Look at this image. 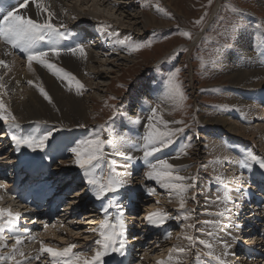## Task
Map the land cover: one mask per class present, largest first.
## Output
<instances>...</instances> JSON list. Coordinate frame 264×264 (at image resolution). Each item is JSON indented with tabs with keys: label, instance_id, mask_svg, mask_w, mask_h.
<instances>
[{
	"label": "rangeland",
	"instance_id": "374dc122",
	"mask_svg": "<svg viewBox=\"0 0 264 264\" xmlns=\"http://www.w3.org/2000/svg\"><path fill=\"white\" fill-rule=\"evenodd\" d=\"M121 1L128 2V0H117V2ZM63 2L64 5L68 6L66 7V16L68 20L66 24H70L71 27L73 24L80 25L75 29H80L78 31L81 34H83L84 29H87L84 26H81L82 24L86 23L89 26L91 24L93 27H95V23L92 22V20L94 21L92 7L89 8L91 4L88 0H63ZM135 2L139 4L137 8L134 9L136 12L131 11L132 7L130 8L128 6L127 9V4L122 5L125 6V12H123V10L117 11L118 6L116 7V9L109 4L105 5L99 0H94V3L97 4L96 8L104 16H108V18H110V22L119 27L121 30L117 27H113L112 25L105 27V30L104 27L101 28V30H104L105 32L107 31V29L113 28L112 30L119 35L117 36V39L115 41L111 37L106 39L110 42L108 41L109 43L107 42L106 47H104L105 51L103 53V56L105 54L106 56H102V60L98 59L95 64H90L89 66L87 65L88 67L86 66L87 70L90 69L91 71H93L92 69H94V71L96 72H98L97 70H99L100 75H97L98 73H94L93 75H91L89 72H86L80 76V81L82 80L81 82L85 85L83 95L81 96L85 99L84 104L86 109L88 110V121L81 124L86 125V127H71L69 125L55 123L56 128L59 130H57L49 139L43 151L39 149L33 151L27 147H21L19 150H17L14 142L8 138L9 136H11V131H21L24 134L33 132L41 134L44 131L48 130L47 127H49L51 123L47 122L45 124V121L38 120L36 122L34 121V123L30 122L31 124H28L27 126L24 125V128H21V126L19 125V129H9L7 125L0 121V150H3L1 152L8 151V153L6 154H11L12 152H14V157L9 158V162L7 161L9 164L0 163V166H6L7 169L13 166L12 172L17 171V169L21 167L26 168V170L29 169V167H36L34 168L36 173L41 172L42 170L39 171L40 169L45 170L50 168V171L47 172V177L49 178L48 181L51 185L55 184L54 180L57 178V176H59V174L65 176V178H67L69 182L75 179V174H78V180L84 178L82 170L74 164V156L69 150L72 146H74L75 142L80 139L81 134L83 133V135L87 136L91 132L98 130V126L101 124H107L109 129L116 130L114 132L117 134H119L118 132L121 131V135H119L123 137L128 134V132H133L129 130L128 123V125L123 124V121H125L123 117L125 115H128L130 117H127H132L131 119L132 121H134L136 120L134 118H140L143 116L144 118L142 117V122L146 123L147 117L150 114V108L152 106H155L157 103H160L161 100L164 99V97L151 92L152 90L150 91L148 88H146V86H149L156 82L158 83L161 91L164 93L168 77L173 72H175L176 69H180L179 80L182 83L183 90L186 96L188 97L185 105L176 109H172L171 105L168 103L162 104L161 106L165 109V119L183 120L185 124L188 125V127L185 128L184 133L180 134L176 138V141L173 145L164 150H168L171 154H173L179 149L181 150L184 145H190L186 149V151L188 153V157L190 156L189 158L191 159L190 164L192 168L196 170V174L194 175L197 176L195 188L193 189L192 193L189 194L190 196L195 195L196 199H189L187 204V209L191 212V219L187 221L183 220L184 213L181 212L178 207H176L178 205L175 202L176 199L173 198L172 202L170 203L167 192L162 188L161 190L154 181L146 180V178L138 180V175L141 173L143 174L144 171H147V166L142 161V156L136 155L139 150H131V154L134 153L135 159L138 158L139 160L133 159L131 161H127L123 157H116V159L120 161L117 166L120 167V170L117 169V171H125V169L120 166L121 161L123 162L122 165L128 164V168L126 169V171L128 174L127 179L129 183L125 188L121 189L122 193L120 194V196L117 195V199L123 205V210L125 209L124 216L127 221L128 231L130 229L132 230L129 236L128 233L126 234V238L128 240V248H130V250H128V253H132L133 255L138 256L131 264H156L157 260L167 257L169 249L174 245H188V242L183 240V238L181 237L183 236V234H185V230H183V228H185V225L188 223H192L195 225V229L186 230L189 234L198 236L200 239H208L206 235L202 234L203 232L196 231V229H202L203 226H205L203 224L201 225V223H198V221L207 220L208 218L213 219L214 216H211L208 213H215V209L216 211H219L224 208V205L218 202L216 203V206H214V210H212L213 206L211 207V202L213 198L216 197V195L214 192H212V190H214V183L209 178L207 172H210L213 169L211 172H213L214 174L216 173V169L215 166H212L214 167L212 168L210 167L211 165H209L211 164L208 162L209 160L207 158L209 149L205 140L207 139V137H215L216 129H219L218 126L212 122L213 119L217 116L219 117L222 114H225V112H229L234 115L238 114L236 115L238 117L236 121L242 125V134L246 136L249 135L247 137L245 136L246 139H248L246 142L247 144L244 145L252 146L251 142L253 140L256 142L258 147L260 146V148H262L264 145V141L261 139V136L253 132V128H255L256 126L258 127V125L260 124L262 125V122H256L255 120H252L251 123L254 124H252L250 128L242 124L243 119L245 117L247 118L248 113L249 115L250 113H252L253 115L250 116L254 117V119L255 117L257 118V114H255L257 113V110H238L239 106L242 105L238 104L239 102L237 101V96H231L227 94L230 89L229 84L231 83V76L228 73L229 71L226 68L224 69L222 63V58H224V55L222 54H224L225 51L235 50L238 48L237 38L239 37V33L242 30H244L248 34V37L250 38L252 44L250 46L251 48L260 44L261 34H264V5L261 4L258 0H212V4L210 6L208 5V0H159L161 6L172 14L171 17H169L164 15L163 13L157 12L154 6H148L146 4V0H135ZM148 3L154 5L155 0H148ZM73 6L75 9L74 11L72 8ZM232 9H235V11H233ZM68 10H71L72 12H69ZM205 11L208 13L205 23L202 27L195 26L193 21L203 15ZM77 14H79V16ZM143 14L148 15L150 20L152 22L155 21L157 24H152L151 26L146 27L144 19L141 18ZM115 23H117L118 25ZM232 23H236L238 25L237 30L231 32L228 36L222 35L221 33L224 32V29L228 28ZM156 25L158 27H156ZM130 28L134 29L131 30ZM179 31H190L192 33V38L187 39L179 35ZM90 32V30L89 32H87L89 37ZM200 33L201 37L198 35ZM106 40H104L103 42H105ZM117 40H131L132 42L137 43H147L151 41V46L145 47L138 52L129 54L128 49L125 46L116 43ZM0 46H2V44H0ZM87 49L91 48H86V50ZM182 49H186V51H182ZM19 51L20 50L15 51L13 57L10 58V62L15 63L16 65H20V70L23 71V74L19 73L20 76L23 77L25 76V73H28L33 76V78H37L38 74L36 70L29 71L26 66V54ZM93 51H97L99 55L100 50ZM108 53H110L109 56ZM167 54H171L172 56L169 57L170 59L167 60L166 64H164L163 66L160 65L163 61V58L166 57ZM65 55L72 56L70 54H64V56ZM34 66L35 69L42 70L37 65L34 64ZM39 79L43 82L46 89L45 82L40 77ZM19 89L23 92L21 93ZM19 89L13 94L20 97L22 96V98L26 100L28 97L29 87L22 86V88L20 87ZM222 89L224 91H227V93L224 95L221 94L220 92ZM17 93H19L20 95ZM23 93L25 96L23 95ZM141 93L145 99L143 100V113L140 111L141 108L138 107L139 102H136L133 99V97L138 96V94H140L141 97ZM255 95L259 96L260 94L255 93ZM10 96L11 95L6 97V100L9 103L10 99L8 98ZM113 97H115V99H112ZM131 99L133 101V104L130 108V111L126 108V105L130 102ZM257 103L259 102L256 101V104ZM200 110H202V112ZM127 112H130L131 114H128ZM203 119H207V123L202 122ZM18 121L19 120H17V122ZM174 126L184 127V125ZM137 127H139V125ZM77 132L78 134H80V136L78 135V139L77 136L74 135V133L76 134ZM131 134L134 135V133ZM105 135L107 136L108 133H105ZM133 139L135 140L136 138H132L131 140L134 141ZM128 144L129 143L125 144L126 149L131 148V145ZM260 148H258L259 151H261ZM47 154H52V157L55 155L54 157L56 158V160L49 164L47 162V158L45 157V155ZM181 156L182 155H180V157ZM186 157L187 155L184 156L183 160H185ZM243 157L245 158V154H240V159H244ZM168 158H171V156L169 155ZM228 160H225L223 163L226 164L227 162H231V160ZM215 161H217V159H215ZM171 162H174V158L171 159ZM219 163L220 161L218 163L213 162L212 164L219 165ZM205 165L206 167L208 165V168H210L211 170H206L207 168H205ZM3 167H0V169H2ZM226 168L223 169L224 172L228 173L232 177H237L233 175L234 171L227 170ZM258 168L260 169L261 173L264 174V169H261L259 165ZM191 170V168H187L183 173ZM244 170L246 171V168ZM22 173L24 174L26 173V171L24 170ZM255 175L249 176V184L251 185L250 187L254 189H251L250 193H247V191L244 190V186H242L243 188L240 190V194L243 199L240 197L239 201H236V203L234 204L235 208H238L237 211L242 213L240 219L242 221L241 224L244 226L243 236L241 235V240L238 239V242H236L237 246L245 245L246 241L250 242V240H252L253 244L254 242L256 243L255 238L261 239L264 237V225H261L264 224V203H261L260 206L256 204L258 207L253 204V206L255 207V213H251V210L249 208L252 206L250 200H264V194H259L256 191L257 184H264V178L260 179ZM2 181L6 184L8 183L6 182V180H4V178ZM13 185H16V183L10 184V186ZM66 185L67 183L64 184V190L57 191L55 188H53L55 190L48 191L45 194L46 197L51 195L53 198H59L61 200V211L63 215L60 214L59 217H54L50 222H48L44 218V215L40 214L39 216H35V214L37 213L36 203L31 202V200L29 199V197L32 198L33 196H35V194L32 193V190L29 191L31 193H29L30 195L24 201L19 198H13L16 197L15 189L9 190L8 193L2 192V195H5L2 206L9 207L15 212H20L21 215L22 213H26L27 216L23 215V217L27 218L20 219L21 227H23L24 229L27 228L34 235H39L41 239H43L45 242L50 243L53 247H67L70 243H76L77 248L74 251L81 252L94 249L96 247V245L94 244L96 236L89 230L97 227L99 221L103 218V213L100 214L99 211H102V203H107V200L101 202L92 197L88 193V186L85 183V178L84 181L78 184H71L70 187L73 188H69V186ZM146 186L156 188V194L149 195L146 191ZM57 194L58 196H56ZM80 195L83 196L79 197ZM7 196L13 201H9L8 204L5 205V201L9 200ZM75 196L79 198L77 199L75 198ZM133 196H135L134 199ZM205 196L209 197L208 201L205 200ZM121 197L122 199H120ZM157 201H159V203H157ZM246 202H248L249 205L246 204ZM127 203L130 205V207ZM67 204L68 208L70 209V212L68 213H72V215H66L67 213H65ZM84 205L85 209H83ZM171 205H173L174 207H170ZM231 205L233 206L232 202ZM246 207H248V209L245 211ZM239 208H241L242 210ZM131 209L132 211L128 214L127 211ZM158 209L169 213L172 217L170 219L171 222H173L174 220L176 223L175 225H172V227H170L171 229L168 227L160 226V235L153 237L151 228H154L155 226L148 225L145 222L144 217L146 214ZM193 209L194 212L191 211ZM110 211L115 214L114 208L110 209ZM28 212H30L31 214L28 215ZM239 212H237L236 214L239 215ZM205 215L209 217L206 218ZM177 216H180L181 218L176 219L175 217ZM260 216H263L262 223L259 219ZM29 217L30 219H33V223L36 224L31 225L32 221L29 222ZM237 217L239 218V216ZM238 218H236V220ZM216 219L221 222L218 217H216ZM45 223H48L50 225L47 230L44 229ZM252 223L256 224V230L253 229L254 226ZM53 224L56 226L52 227L51 225ZM60 225H63V227H61ZM24 229H22V231ZM181 231L183 233H181ZM248 231H251L250 233H253L255 231L253 233V235H255L254 238L253 236L249 238L250 235L248 236ZM168 232L172 233L171 238L164 239L165 234ZM178 237L180 238L178 239ZM173 238L175 242L174 240H172ZM139 239H141L140 241L144 245L143 247L138 246L140 241L137 240ZM6 240H8L9 244L13 242L12 239L8 236ZM165 241L166 243L163 244V242ZM171 241L174 243L169 245ZM243 242L245 244H243ZM246 245H251V243ZM23 247L25 253L35 255L36 250L39 248V244L26 242ZM155 247H157V249ZM197 248H199V245H197ZM249 249L255 250L254 247H249ZM195 250L196 249H194L193 252L188 255V259L186 258V260H188V263L194 262V260L196 262L197 258L196 256H193L195 254ZM0 251L2 254V251H7V249H3ZM245 251H243L242 249L240 250V252L236 253L237 259L241 258L244 255L246 256V254H253V251L252 253L250 250L245 249ZM260 252L264 253V246L263 250H260ZM131 255L125 253V255L123 256L127 258ZM120 258L121 256L118 253H112L110 256L105 257V264H118ZM261 260L264 261V254ZM153 261L155 262L153 263ZM250 261L251 260H249L248 262ZM195 262L194 264H196ZM33 264H44V258L42 257L40 261H33Z\"/></svg>",
	"mask_w": 264,
	"mask_h": 264
},
{
	"label": "snow or ice",
	"instance_id": "6c2138e0",
	"mask_svg": "<svg viewBox=\"0 0 264 264\" xmlns=\"http://www.w3.org/2000/svg\"><path fill=\"white\" fill-rule=\"evenodd\" d=\"M30 4L36 9L35 17L21 11L22 9H28ZM146 4L154 6L157 12L166 16L171 17L172 15L161 6L159 0H155L154 5L149 4L146 0ZM211 4L212 0H208V5ZM232 10L235 11V9ZM207 15L208 13L205 11L203 15L193 21L194 25L202 27ZM56 19L57 14L51 9L50 4L45 3V0H17L16 5L10 6L8 10L0 15V44L6 46L3 55H12V52L8 49L20 50L26 54V66L29 71H35L34 64L39 65L47 69L57 79L66 82L68 91H72L74 85L76 95L80 96L83 95L85 85L72 72L54 63L52 58L59 59L62 53L67 52L72 56H79L81 59L86 60L87 50L83 44L62 48L60 41L67 40L70 33L63 22H54ZM237 28L238 25L232 23L221 34L228 36ZM178 34L187 39L192 38L190 31H179ZM113 35L118 36L119 34L113 33ZM116 43L125 46L129 54L151 46V41L137 43L131 40H117ZM41 44H46L47 47L41 48ZM259 48L261 59H264V34H261ZM182 51H186V49H182ZM12 67L7 60L0 58V69L4 70L3 74H0V121L7 125L9 129H19L17 117L13 113L10 103L6 100L11 89L5 81V76L12 71ZM179 73L180 69H176L168 77L163 93L164 99L150 108L145 131L134 141L131 138L120 136L114 130H110L107 124H101L98 126V130L79 139L69 149L74 156V164L83 172L85 183L88 186V193L97 201L107 200V203H102L103 218L99 221L97 227L89 230L96 236L94 240L96 247L81 252L74 251L77 248L76 243H70L67 247H53L50 243L41 239L39 235L32 234L27 228L20 231L21 213L2 206L4 196L0 195V250L7 249V251H2V254H0V264H33V261H40L42 257L44 258V264H105V257L110 256L112 253L125 255L128 227L123 205L117 199V194L129 183L126 171L128 164L122 165L125 169L124 172L117 171L118 161L116 157H123L125 160L131 161L135 159L131 155L132 149L142 152V159L147 166V171L144 174L146 180L154 181L160 188L164 189L169 196L170 203L173 198L176 199L178 209L184 213L183 220L191 219V212L187 209V204L189 199H196L195 195L190 196L189 194L195 188L197 176L183 175L182 173L186 171V168L170 162L173 158L179 159V155L171 158H161L157 155V153L173 145L176 138L184 133L185 128L188 127L183 120L165 119V109L161 106L168 103L172 109H176L185 105L188 97L179 80ZM16 83L19 84V81ZM27 84L34 86L40 96L55 108L52 96L45 89L39 77L36 81L27 80ZM112 99H115V97ZM56 110L59 111V109ZM136 120L138 121L139 117ZM174 125H184V127ZM77 126L86 127L83 124ZM105 133H108V135L106 136ZM52 136L53 130H46L41 134L35 132L24 134L21 131H11L10 138L16 145L17 150L21 147H27L33 151L37 149L43 151ZM126 143H131V148L126 149ZM189 146L184 145L180 150L183 155H188L186 149ZM218 162V160L214 161V163ZM253 163L264 169V159L258 158L252 151H248L244 159L238 160L241 168H251ZM214 179L223 182L225 178L223 175L217 174ZM235 190L239 192L241 189L237 187ZM0 191L9 192V186L3 181H0ZM146 191L149 195L156 194V188L151 186H146ZM205 200L208 201L209 197L205 196ZM217 202L223 204L224 208L215 213L209 212V215L223 217L231 211L227 207L228 203L231 202L227 185L224 186L221 194L216 195L213 203ZM113 208L115 214L110 211ZM191 211L194 212V209ZM171 218L169 213L158 209L146 214L144 220L148 225L160 227ZM175 218L180 219L181 217L177 216ZM198 223L211 226L213 229L221 227V223L217 219H207L198 221ZM49 226L48 223H45L44 229L47 230ZM51 226L55 227L56 225ZM60 226L63 227V225ZM235 227L239 228L240 226L235 225ZM185 229H195V225L188 223L185 225ZM196 231L203 232L209 238L216 237V232L212 230L196 229ZM6 233L11 236L13 241L11 244L6 241ZM171 236L172 233L168 232L165 234V239H170ZM182 238L188 242V245H174L169 249L167 257L157 260L156 264H184V260L194 249H196V258L202 260L203 264H227V260L224 258L229 255L227 249L230 245L227 241L219 240L217 237V242L223 244L225 249L222 254L218 255L209 239H200L187 231ZM26 242L39 244L35 255L25 253L23 246ZM197 245L202 246V248H197Z\"/></svg>",
	"mask_w": 264,
	"mask_h": 264
},
{
	"label": "bare ground",
	"instance_id": "6f19581e",
	"mask_svg": "<svg viewBox=\"0 0 264 264\" xmlns=\"http://www.w3.org/2000/svg\"><path fill=\"white\" fill-rule=\"evenodd\" d=\"M88 1L91 4V6L89 8L92 7V14H93V19H94V21L92 20V22L95 23V27H94V29L90 30L91 31L90 34H93L92 36H90L91 39L88 36V34L86 35L87 38L89 37L88 39L90 41H85L86 44H83V45H85L86 48H91V49H87V59L86 60L81 59L79 56H67V55L64 56V54H70V53H67V52L62 53V55L60 56L59 59L52 58L54 63H56L58 66L65 67L68 71L72 72L79 80H80V76L82 74L86 73V72H89L91 75H93L94 73L95 74L98 73L97 75H100L99 70H97L98 72L94 71V69H92L93 71H91L89 68H88L89 70H87L86 66L87 65L89 66L90 64H95L98 59L102 60V56H103V53H104L105 50H104V47L99 46L97 44V43H99V41H104V40H106V39H108L110 37L113 38L114 41L117 39V35H113V33H115L112 30L113 28L112 29L111 28L107 29V31H108V32L106 31L107 33L104 31L106 29L105 27H107L109 25H112L113 27H117V26H115L114 24H112V22H110V20H109L110 18H108V16H104L96 8L97 4L94 3V0H88ZM99 1L102 2L105 5L109 4V5L113 6L114 8H116L118 6V10L117 11H119V10L122 11L123 10V12H125L124 11L125 10L124 9L125 6H122V5H126L127 4L126 8L128 6L130 8L132 7L131 11H135L134 9H136L137 6L139 5L137 2H135V0H128V2H126V1L117 2V0H115L116 2L114 0H99ZM258 1L261 4L264 5V0H258ZM16 3H17V0H0V15H2V13L4 11L8 10L10 6L16 5ZM45 3L50 4L51 5V9L57 14V19L54 20V22H56V23L63 22L67 26V29H68V31L70 33L69 38L67 40H61L60 41V46L62 48L74 47L73 44H71V40H72V37H73L72 27H71L70 24L69 25L66 24V22L68 21L67 20V16H66V10H67L66 7H68V6L63 4L64 3L63 0H45ZM120 5H121V7H120ZM72 8H73V11H74L75 10L74 6ZM21 11L25 12L27 15H31L33 17H35V14H36V9L31 4L29 5L28 9H26V10L22 9ZM68 11L70 12L71 10H68ZM83 13H85V12H83ZM85 14H87V13H85ZM77 15L79 16V14H77ZM141 18L144 19L146 27L151 26L152 24H157L155 21L152 22L148 15L143 14ZM115 24H117V23H115ZM81 26H84L87 29L90 28V26L87 25L86 23L82 24ZM73 27H74V25H73ZM102 27H104V30H101ZM156 27H158V26L156 25ZM117 28L120 29L119 27H117ZM130 29L132 30L134 28H130ZM78 30H80V29L75 30V33H77V35L79 36L80 40H84L83 37H82L83 34H81ZM198 35L201 37V33L198 34ZM92 38H94V39H92ZM91 42H92V44H91ZM251 45L252 44H251L250 38L248 37V34L244 30H242L239 33V37L237 38V46H238V48L235 49V50L225 51L224 54H222V55H224V58H222L223 59L222 63H223L224 69L226 68L229 71L228 73L231 76V83L229 84L230 85V89H229L228 93H227V91H224L223 89L221 90L220 93L223 94V95L227 93L228 95H231V96H237V98H238L237 101L239 102L238 104L242 105V106H239V108H238V110H240V111H243V110H245V111L246 110H248V111H253V110L256 111L257 110V113L254 112L255 114H257V118L255 117V119H254V117L250 116V115H253V114L250 113V115H249V113H248L247 118L245 117L243 119L242 124H244L245 126L250 128V126L252 124H254V123H251L252 120H255L256 122H258V121L262 122V125L260 124V125H258V127L256 126L257 128L256 127L253 128V132L258 134L259 136H261V139L264 141V59H261V55H260V51L261 50H260V48H258L260 44L257 45V46H253L252 48L250 47ZM40 47L44 48V47H47V45L46 44H41ZM5 50H6V46L2 44V46H0V58L7 60L13 66L12 67V71L7 76H5V81L8 83L9 89H11V91L9 93V95H11V96L8 99H10L9 100L10 101V105H11V108L13 109L12 111L15 114V116L17 117V120H19L18 123L21 126V128H24V125L27 126L28 124L34 123V121L36 122L38 120H43V121L51 123V125H49V127H47V128H48V130H53V134H54L57 131L55 123L63 124V125H69L71 127H76L77 125H80L81 123H86L88 121V114H87L88 110L86 109L85 104H84V100L85 99L82 98L81 95L80 96L76 95L75 86L74 85H73V90L72 91H68L67 87H66V82L58 80L47 69H45V68H43V67H41L39 65H37V66L39 68H41L42 70L35 69V66H34V69L36 70V72L38 74V77H40L45 82L46 89L48 90L49 94L53 98V101H54V104H55V108H54L53 105L49 104L47 101H45L43 99L42 96H40L38 90L34 86H30V85L27 84V80L32 79V80L36 81L37 78H33V76H31L28 73H25V76H23V77L20 76V74H23V71L20 70V65L19 64L16 65L15 63H13V62L11 63L10 62V58L13 57V54L18 49H15V50L8 49V50H10L12 52V55H10V56H4L3 55ZM93 50H100L99 51V55H98L97 51L95 52ZM107 52H109V51H107ZM109 54L110 53H108V56H109ZM105 56H106V54L103 57H105ZM170 56H172V55L171 54L170 55L167 54L166 57L163 58V61H162V63L160 65L163 66L164 64H166L167 60L170 59L169 58ZM18 70H19V72H18ZM3 72H4V70L0 69V74H3ZM17 81H19V84L16 83ZM156 85L158 86V83L154 82V84L146 86V88H148L150 91L152 90L151 92H153L154 94H157V95H160L161 97H163V92L161 91L160 87L159 86L157 87ZM22 86H28L29 87L28 97H27L26 100H24L22 98V96L20 97L18 95L13 94L20 87L22 88ZM22 92L23 91H21V93ZM24 93H23V95H24ZM255 93H259L260 95L257 96V95H255ZM17 94H19V93H17ZM228 95H225V96H228ZM133 99L136 102H139L138 107L141 108L140 111L143 113V111H144L143 100H145V99H144V96L142 95V93H141V97H140V94H138V96H134ZM256 101L259 102V103L256 104ZM132 104H133V101L131 99L130 102L126 105V108L130 110V108L132 107ZM56 109H59V111H57ZM200 111L202 112V110H200ZM128 114H131V113L129 112ZM236 115H238V114H236ZM236 115L231 114L229 112H225V114H222L221 116H219V117L217 116L216 118H214L212 122L215 123L218 126L219 129L218 130L216 129L215 137H209V138L207 137V139L205 140L207 145H208V149H209V153L207 155V158L209 160L208 162L211 163L209 165H211L210 167L215 166V169H216V171H215L216 173L213 174V172H211L213 169L211 170L210 168H208L209 167L208 165H207V167L205 165V168H207L206 170H208V169L211 170L210 171L211 173L207 172V171L206 172L209 175V178L211 179V181H213V183H214V187H213L214 190H212V192H214L215 195L221 194L223 192L224 186L227 185V187H228V189L230 191L231 202L233 203L234 207L231 205V202L228 203L227 207L231 211L229 213H227L223 217H218L221 220V222H220L221 223V227L220 228L213 229L211 226H206L205 225V226H203L202 229H204V231L212 230V231L216 232V237H212V238L208 237V239L211 240V242L214 245V249H215L216 254L219 255V254H222L225 251V249L223 248V244L217 242V237L219 238V240H224V241L228 242V244L230 245V247L227 249L229 255L224 257L227 260V264H264V261L261 260V258H262L264 253L260 252V250H263L264 239L255 238L256 243L254 242L253 244H252V240H250V242L246 241V244H250L251 243V245H246L244 242H243V244H245V245H241V246H239V245L237 246L236 245V242H238V239L241 240L240 236L241 235L243 236L244 226L241 224L242 221L240 219L242 213L237 211L238 208L236 209L235 205H234L236 203V201H239V198L241 197L240 191L237 192L235 189L237 187L242 189L243 188L242 186H244V190H246L247 193H250V190L251 189L253 190L254 188L250 187L251 185L249 184V180H250L249 176L250 175L253 176L255 174H256L255 176H263V173H261L260 169L258 168V164L253 163L251 168H246V171H245L244 170L245 168H241L239 166L238 160H240V154L243 153V154H245V157H246L248 151H252L253 153H255L258 156V158L264 156V145H263L262 148H260V146L258 147V145L256 144V142L254 140L253 141L251 140L252 142L249 141V142L252 143V146L244 145V144H247L246 142H247L248 138L246 139V137L249 136V135L246 136V135L242 134V130H243L242 129V125L239 124L236 121V119H238V117ZM127 116L128 115H125L123 117L125 119V121H123V124H126V125L129 124L128 128H129V130L133 131L131 133H134V135H132L131 133L128 132V134H126L124 137H128V138H131V139L132 138H138L140 135H142L144 133L147 122L146 123L142 122V117H143L142 116V117L139 118L138 121L134 120L136 122L133 123L132 119H131L132 117L128 118L130 116H128V117ZM136 116H137V114H136ZM261 117H262V119H261ZM119 119H120V117H119ZM126 119H128V120H126ZM134 119H136V118H134ZM207 119L206 120L203 119L202 122L207 123ZM143 121H145V120H143ZM231 121H233V122H231ZM138 125H139V127H137ZM203 126H205V125H203ZM61 127H62V125H61ZM68 130H70V129H68ZM114 131H116V130H114ZM120 132H118V133L120 134ZM74 135L77 136V139H78V135L80 136V134H78V132L76 134L74 133ZM83 136L85 137L86 135H83V133H82L81 136H80V139L83 138ZM128 145H131V143H129ZM258 148H260L261 151H259ZM1 151H3V150H0V163L9 164L8 160H9V158L14 157V152H12L11 154H6V153H8V151L7 152H5V151L1 152ZM131 155L133 157L135 156L134 153H132ZM136 155L137 156H142V152L138 151L136 153ZM157 155L160 156L161 158L162 157L163 158H168L169 155L171 157H173V156L176 157L178 155L179 156L182 155L179 159H174L173 164H175L177 166L185 167L186 169L187 168H191L192 169L191 171H187L185 173H182L183 175H194V174H196V170L194 168H192V166L190 164V162H191L190 161L191 159L189 158L190 156L188 157V155H187L186 159L183 160L185 155H183L181 153L180 149L177 152L173 153V154H171L168 150H163L162 152L157 153ZM54 156L52 157V154L51 155L50 154L45 155V157L47 158V162L49 164H51L54 160H56V158ZM213 158H215V159L220 161L219 165L212 164L215 161V159H213ZM228 159L231 160V162H227L226 164L223 163L225 160H228ZM261 159H264V157L261 158ZM135 160H139V159L136 158ZM117 161H119V160H117ZM142 161H143V159H142ZM118 163H120V161ZM122 164H123V162L121 161L120 166H122ZM24 166H25V164H24ZM0 167H2V166H0ZM226 167H228V168H226ZM21 168H18L17 171H15L16 175L18 176L17 178L16 177H12L13 175H10V174L7 175L6 173H1L0 174V179H3V178L4 179H11V181L12 180H17L19 183H22V182L25 181V184L29 185V187L32 188V190H33V188L35 186L39 187L40 185L45 183V188H44L42 193L39 192V189L35 190V188H34V191H36V194H35L36 197L40 196V195H43V193L46 192L47 190L48 191H52V190H55V189L57 191L64 190L63 187H64L65 183H67L66 186H69V188H73V187H70L71 184L75 185V184H78V183L84 181V178H81L79 180L77 179L78 178L77 177L78 174H75V176H76V177H74L75 179H73L70 182L67 180V178H65V176H62L61 174H59L60 177L56 175L57 178L54 180L55 184L52 186V185H50V183L48 181L49 178L47 177V172L50 171L49 170L50 168L49 169H45L46 172H45V170L40 169L39 171H41V170L42 171L36 173V171L34 170V168H36V167H34V168L33 167H29V169L26 170V172H28V175L26 177H24L23 173H22L23 172V167H21ZM212 168H214V167H212ZM224 168H226L227 170L234 171L233 175H235L237 177H232L228 173L224 172L223 171ZM19 169H21V171H19ZM117 169L120 170V167H117ZM145 172L146 171H144L143 174L141 173V174L138 175V177H137L138 180L142 179V178H145V175H144ZM31 174H33V175H31ZM217 174L223 175V177L225 178L223 182L216 181L214 179V177ZM32 177H34V180H32ZM237 180H238V182H237ZM135 181H136V179H135ZM207 184H209V183H207ZM53 188H55V189H53ZM157 188H158V186H157ZM246 188H248V189H246ZM21 189H23L25 191V188H19L18 190L16 189V191H15L16 192L15 195H17L18 198H20L21 196H24V197L26 196V194H21V193L19 195L18 192ZM262 189H264V188H262ZM29 193H31V192H29ZM32 193H34V192L32 191ZM121 193H122V191L120 190V192L117 195L120 196ZM257 193H262L261 189L259 187L257 188ZM0 195H2V191H0ZM56 196H58V194ZM81 196H83V195H80L79 197H81ZM79 197L75 196V198H77V199ZM259 197H261V196H259ZM14 198H16V197H14ZM134 198H135V196H133V199ZM8 199H9V197H8ZM120 199H122V197ZM214 200H215V197L213 198V200L211 202V207L213 206L212 210H214L215 209L214 206H216V203H213ZM9 201H13V200L12 199L6 200L5 201V205L8 204ZM258 201L259 200H257V199H255V201L250 200L251 205H252L251 207H249L250 210H251V213H255V207L253 206V204H255V205L257 204L258 205ZM51 202L54 203L53 208H54V211L57 213V206H59L57 204L59 203V198H53L51 196ZM175 202H176V204H178L177 201H175ZM248 202H246V204L249 205ZM50 205H51V203H50ZM172 206L173 205H171L170 207H172ZM84 207H85V205L83 206V209H85ZM129 207H130V205H129ZM176 207H178V205ZM238 207H240V206H238ZM46 208L48 209V207H46ZM239 209H241V208H239ZM247 209H248V207H246L245 211ZM131 211H132V209L128 210L127 211L128 214ZM236 211L239 212V215L236 214L237 213ZM40 212H41V214L45 213V211L43 209ZM68 212H70V209L68 208V204H67V209H65V213H67L66 215H72V213H68ZM215 212H216V209H215ZM28 213H29L28 215L31 214L30 212H28ZM236 215L239 216V218ZM235 216H236V218H238L237 220H236ZM44 217H45V215H44ZM205 217L208 218L209 216L205 215ZM262 217L263 216L259 217L261 223L263 222ZM22 218L24 219V217H22ZM208 219H210V218H208ZM213 219H216V217L214 216ZM30 221H32V220H29V222ZM170 222H171V220L168 219L162 226L170 228V227H172V225H175V223H176L174 220H173V222H171V223ZM235 225H239L240 227L237 228V227H235ZM261 225H264V224H261ZM250 226H252V225H250ZM253 226H255V225L253 224ZM22 228L23 227H21V223L19 222V230L22 231L21 230ZM253 229L256 230V228H254V227H253ZM183 230H185L184 232H186L185 228H183ZM131 231H132L131 229L129 231H127L128 236H129V234H131ZM151 232L153 234V237L159 236L160 233H161L160 227L151 228ZM181 233H183V232L181 231ZM181 233H180V235H181ZM229 233H231V235H229ZM249 233H248V236L249 235L251 236L253 234V233H250V234ZM258 233H260V232H258ZM7 236L9 238H11V236L6 233L5 237L7 238ZM162 237H164V236H162ZM8 240H6L7 243H8ZM140 240L141 239H139L137 241H140ZM172 240H174V238ZM174 242H175V240H174ZM174 242L171 241V243L169 245L173 244ZM165 243H166V241L163 242V244H165ZM138 246H142L143 247L144 245L140 241ZM248 246L250 248L254 247L255 250L249 249ZM155 248L157 249V247H155ZM165 248H166V246H165ZM199 248H202V246L199 245ZM242 249H243V251H245V249L246 250H250L251 253L253 251V254L252 255H247L246 254V256L244 255L241 258L237 259L236 253L240 252V250H242ZM258 250H259V252H258ZM0 254H1V251H0ZM115 255H117V254H115ZM193 256H195V254ZM136 257H138V256H135L133 254L131 256H128L127 258H125L124 256H121L120 260L118 261V264H131ZM249 260H251V261L248 262ZM154 262L155 261H153V263ZM194 262H195V260H194ZM194 262L188 263V260H186V259L184 260V264H187V263L188 264H194ZM195 263L196 264H203V261L197 259Z\"/></svg>",
	"mask_w": 264,
	"mask_h": 264
}]
</instances>
